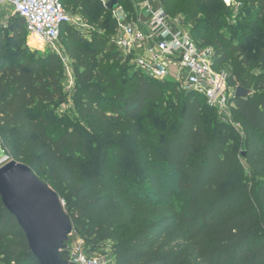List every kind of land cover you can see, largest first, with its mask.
Returning a JSON list of instances; mask_svg holds the SVG:
<instances>
[{
  "label": "trees",
  "instance_id": "1",
  "mask_svg": "<svg viewBox=\"0 0 264 264\" xmlns=\"http://www.w3.org/2000/svg\"><path fill=\"white\" fill-rule=\"evenodd\" d=\"M70 1L85 17L96 2ZM233 1L235 22V8L224 0H161L199 46L214 50V68L228 67L231 87L254 91L233 98L232 113L248 135L245 153L231 143V126L207 118L218 111L204 94L153 79L122 55L116 20H99L112 12L107 6L97 23L90 19V38L71 23L61 28L85 126L70 122L53 134L57 110L69 101L65 64L57 53H32L23 18L0 25L3 149L61 196L91 252L111 242L116 264H264V0ZM169 97L168 113H154ZM85 127L100 134L95 149ZM105 132L123 133L132 147ZM130 148L147 164L144 178L119 163ZM245 165L253 177H233ZM0 254L8 264H40L1 196Z\"/></svg>",
  "mask_w": 264,
  "mask_h": 264
},
{
  "label": "built area",
  "instance_id": "2",
  "mask_svg": "<svg viewBox=\"0 0 264 264\" xmlns=\"http://www.w3.org/2000/svg\"><path fill=\"white\" fill-rule=\"evenodd\" d=\"M101 1L107 6L111 0ZM142 2L150 17L148 31L131 21L122 6L112 9L117 24L114 42L122 55L153 79L172 78L183 89L204 94L211 107L230 118L235 89L229 84V72L214 68V50L199 46L182 18L170 16L161 0ZM224 2L237 7L233 0ZM13 16L23 18L27 34L34 35L53 53L58 51L62 26L73 22L61 0H0V25L7 27ZM57 54L69 69L67 61L71 60L66 53ZM10 160L0 161V167ZM101 249L91 252L86 239L73 230L68 250L76 264H116L111 247Z\"/></svg>",
  "mask_w": 264,
  "mask_h": 264
},
{
  "label": "water",
  "instance_id": "3",
  "mask_svg": "<svg viewBox=\"0 0 264 264\" xmlns=\"http://www.w3.org/2000/svg\"><path fill=\"white\" fill-rule=\"evenodd\" d=\"M118 6L119 0L107 4L111 9ZM253 93L252 89L238 85L234 97L247 98ZM0 196L40 264H76L68 250L73 221L63 199L49 183L25 163L10 160L0 167Z\"/></svg>",
  "mask_w": 264,
  "mask_h": 264
},
{
  "label": "rangeland",
  "instance_id": "4",
  "mask_svg": "<svg viewBox=\"0 0 264 264\" xmlns=\"http://www.w3.org/2000/svg\"><path fill=\"white\" fill-rule=\"evenodd\" d=\"M95 1H96L95 7H94V9L90 10V16L85 17L82 13V11L84 10L83 7L76 9L70 0H64L65 8L68 11V13L70 14L72 21H73L71 24L74 25L83 34V36L89 37V38L91 37V32L93 30V28L91 29V27H93V25L91 22H89L90 19L93 22L97 23V20L95 19L96 13L98 14L99 11L102 10V8L106 7L101 0H95ZM142 1L143 0H129V2H130L129 3L127 1L123 2L121 0L122 8L124 9L125 13H127L133 19V21L136 20L137 17L142 15L144 12L148 11V9L145 7V5ZM234 8H235L234 9V17L229 18L230 22H235V16L238 14L237 7L234 6ZM110 17H114L113 11L111 13H110V11H108L107 13L104 12L103 18L99 19V20L108 21V19H110ZM106 33L110 34L111 32L108 31ZM25 43L30 48L32 53L43 54L46 51H51L50 48H47L34 35H28L27 34V38H26ZM57 47H58L59 52L65 53V46H64V41H63L62 35L59 37ZM15 48H17V45ZM58 51L56 53H58ZM51 52H53V51H51ZM104 65H112V62H110V61L105 62ZM67 66H69V69L65 70L64 90H65V93H67L69 95V101L65 104H62L57 110V115H58V116H56L57 122H55L53 124V126L51 127L52 132L55 135H59L70 124V122H74V124L77 123L78 125L81 124V119L79 117V111H78V109H77V107H76V105L72 99V95L77 90V82H76V79H75V76H74V73L72 70V62L67 61ZM224 70H227L229 72V75H230V71H229L228 67L224 68ZM168 81H174V79L170 78ZM232 88L235 89V87H232ZM111 93L114 94L115 92H111ZM170 103H172V102H171L170 97H169L168 99L164 100V102L161 104V106L158 107L156 112H154V113H168L167 111L171 107V106H169ZM170 113H172V112H170ZM212 117H213L214 121L220 120L222 123L228 124L229 126H231L235 130L237 135L235 136V138H233L231 143H235L234 145L237 146L241 152L245 153L248 135H247L245 129L243 128V126L240 124V121L236 118L235 114L231 113L230 118L229 117L226 118V117L220 115V113L218 111L217 113H213V115H208L207 118L210 119ZM153 118H154L155 124H158L161 122V120L158 118L157 114H155V116ZM81 125L85 126L83 123ZM85 128L88 130V132L90 134H92V139H91L92 141H91L90 149H91V147L93 149H95L97 143L99 142L98 138H99L100 134L90 130L87 127H85ZM94 133H96L95 138L93 137ZM123 133H128V128H126V130L123 131ZM121 135H117V137H114L113 132H107V133L105 132L104 133L105 139L112 138V140L118 141L122 145H127V146L132 147V145H133L132 141L130 139L126 140L124 138H120ZM135 149L136 148H130L128 151L129 155L126 156L124 154L121 158V162L119 161V163L121 165H123L126 169H128L130 171V173H132V175L135 176L137 179L138 178H144V176L147 172V164H144L142 162V155L137 153L135 151ZM5 160H10V158H9L8 154L5 152V150L3 149L2 140L0 138V161L4 162ZM233 177L240 179V180L249 181L250 178L253 177V173L245 165L243 167V169L237 171L233 175ZM165 183H166V186L169 184L168 179L165 180ZM111 245H112V243L108 242L106 246L111 247ZM0 264H8V261L6 259H4L1 254H0Z\"/></svg>",
  "mask_w": 264,
  "mask_h": 264
},
{
  "label": "crops",
  "instance_id": "5",
  "mask_svg": "<svg viewBox=\"0 0 264 264\" xmlns=\"http://www.w3.org/2000/svg\"><path fill=\"white\" fill-rule=\"evenodd\" d=\"M149 20H150L149 14L147 12H144L142 15L137 17V19L134 21L143 30L148 31L149 30V23H150ZM131 21H133L132 18H131ZM173 71L175 72L174 68H173Z\"/></svg>",
  "mask_w": 264,
  "mask_h": 264
}]
</instances>
